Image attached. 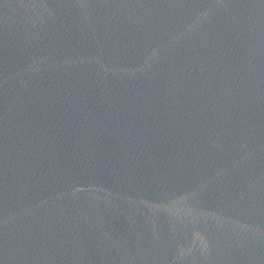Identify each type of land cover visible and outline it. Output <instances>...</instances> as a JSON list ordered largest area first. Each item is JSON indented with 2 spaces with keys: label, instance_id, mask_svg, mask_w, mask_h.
I'll return each instance as SVG.
<instances>
[{
  "label": "water",
  "instance_id": "obj_1",
  "mask_svg": "<svg viewBox=\"0 0 264 264\" xmlns=\"http://www.w3.org/2000/svg\"><path fill=\"white\" fill-rule=\"evenodd\" d=\"M0 264H264V0H0Z\"/></svg>",
  "mask_w": 264,
  "mask_h": 264
}]
</instances>
